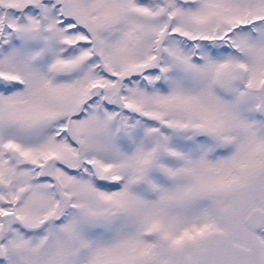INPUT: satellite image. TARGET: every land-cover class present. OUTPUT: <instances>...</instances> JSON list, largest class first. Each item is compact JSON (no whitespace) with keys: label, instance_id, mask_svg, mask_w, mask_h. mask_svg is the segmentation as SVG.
Masks as SVG:
<instances>
[{"label":"snow or ice","instance_id":"6c2138e0","mask_svg":"<svg viewBox=\"0 0 264 264\" xmlns=\"http://www.w3.org/2000/svg\"><path fill=\"white\" fill-rule=\"evenodd\" d=\"M0 264H264V0H0Z\"/></svg>","mask_w":264,"mask_h":264}]
</instances>
